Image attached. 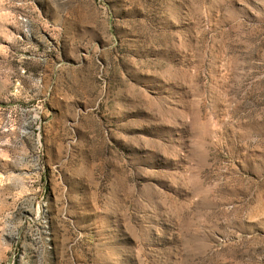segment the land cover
<instances>
[{"label":"rangeland","instance_id":"374dc122","mask_svg":"<svg viewBox=\"0 0 264 264\" xmlns=\"http://www.w3.org/2000/svg\"><path fill=\"white\" fill-rule=\"evenodd\" d=\"M0 264H264V0H0Z\"/></svg>","mask_w":264,"mask_h":264}]
</instances>
